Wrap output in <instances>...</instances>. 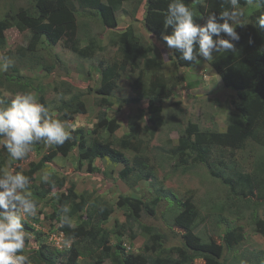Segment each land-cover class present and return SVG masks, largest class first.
<instances>
[{
  "label": "rangeland",
  "instance_id": "374dc122",
  "mask_svg": "<svg viewBox=\"0 0 264 264\" xmlns=\"http://www.w3.org/2000/svg\"><path fill=\"white\" fill-rule=\"evenodd\" d=\"M203 2L198 0L201 5ZM32 4V0H0V21H9V27L4 31V41L0 44V63L5 58L13 62L6 72L0 71V99L10 104L17 93L30 92L39 102L42 94L50 113L57 115V109L64 101L81 95L87 110L85 114H77L74 121H67L71 129H83L89 138L97 134L110 138L118 149V143L125 135L137 134L136 144L141 145V152L124 151L130 165L134 166V171L125 178L120 176L125 168L123 163L98 160L95 166L99 171L92 172L88 171L85 162L81 170L76 171V149L69 156H57L51 165L43 167L34 176L35 183H31L29 189L32 194L35 192L32 185L43 183L48 189V181L55 182L57 175L58 178L66 179L67 186L75 183L78 194L89 196V199L100 195L115 209L109 221L103 225L111 232L115 231L111 236V245H122L129 253L141 252L146 243L152 242L148 231L142 226H153L166 233L167 248L180 245L183 230L174 225L173 218L181 212V204L190 198L200 214L195 231L205 242L212 237L220 241L225 230L241 229L243 241L226 254L230 264H251L257 259H264V237L257 233L254 224L258 218L264 220V133L260 132L254 142H247L238 148L207 147L209 158L207 163L201 165H187L185 168L173 154L190 122L202 130L220 132L226 131L231 122L233 109L228 100L231 91L224 87L210 61L202 60L192 68L176 69L170 58L171 50L164 40L154 38L144 26L146 0H131L122 5L117 11L118 29L104 28L99 20L86 16L91 11H80L81 6L77 3V12L86 15L78 17L76 41L82 48L94 45L96 51L93 58H83L70 51L63 41L56 43V49L53 48L55 44L47 46L45 37L36 40L34 33L22 26L17 18L21 9H27ZM258 8L261 7L257 4L252 7L250 5L246 16L250 18L251 14L255 15ZM125 31L132 41H138L143 50L152 47L151 55L162 61L161 69L169 80L172 97L155 100V105L162 107V112L157 115L150 116L149 101H135L136 95L132 91L131 85L141 72L144 73V84L149 83L152 76L151 72L144 69L143 60L129 66L122 73L117 88L109 96L112 105L102 106L98 103L101 97L94 89L100 84L103 69L112 63H121L123 54L118 45L120 35ZM48 66L54 67V70L49 71L53 73L47 74ZM177 77H185V80L175 84L174 79ZM31 81L40 83V92L33 88ZM89 89H93V93L90 94ZM150 117L153 123L149 122ZM105 118L107 121L116 119L120 124L114 134L103 129L95 132L96 126ZM0 143V174L3 171L23 173L30 169L31 163L39 162L57 146H48L42 142L33 147L25 159L12 161L3 141ZM135 160H139V163L136 164ZM241 174L250 177L253 202L258 205L246 204L245 200L232 197L228 182L231 179L239 180L238 175ZM58 191L59 188L55 187L46 199L38 202L35 216L25 217L24 229L31 232V240L26 242L21 254L28 256L31 264H40L38 249L55 255L57 264L72 262L73 244L65 247L66 238L60 230L62 213L60 210L55 212L53 207L54 196ZM60 191L65 192V188ZM120 195L142 198L154 209L155 214L143 215L141 226L137 223L125 231L120 228L126 222L125 211L116 206ZM221 218L226 223L220 224ZM85 220V210L78 212L71 220L72 226L77 229L76 235H81L88 228L82 225ZM116 221L119 222L118 227ZM93 224L100 226L101 220L95 219ZM132 235L136 237L132 239ZM78 261L92 263L91 259L80 257ZM191 264L205 262L197 259Z\"/></svg>",
  "mask_w": 264,
  "mask_h": 264
},
{
  "label": "trees",
  "instance_id": "16d2710c",
  "mask_svg": "<svg viewBox=\"0 0 264 264\" xmlns=\"http://www.w3.org/2000/svg\"><path fill=\"white\" fill-rule=\"evenodd\" d=\"M32 1V6L21 9L17 18H19L22 26L34 33L36 40L45 37L47 46H54L55 44L53 48L56 49L58 46L56 43L63 41L64 46L70 51L83 58H93L96 51L94 45L89 44L82 48L76 41L78 17L86 15V13L77 12V3L81 6L80 11H91L86 16L96 18L104 28L118 29L117 11L124 3L131 0ZM171 2L172 0H146L144 26L150 35L159 40H163L164 35H170L172 32L171 28L165 29L164 27V19ZM184 2L194 11L196 23L201 25L206 23L210 14L215 13L219 16L221 11L230 10V5L222 4V0H204L203 5L198 3V0H184ZM239 2L243 8L244 17L242 22L236 25V30L241 38L238 42H233L235 43V51L217 53L210 61L211 66L221 77L224 87L231 91L228 100L233 109L232 119L224 132L202 130L192 122L187 125L179 139V145L173 153L181 160L185 168L187 165L196 166L207 163L209 158L206 151L207 147L238 148L247 142H254L260 132L264 133V29L254 26L257 17L264 13V7L258 8L255 15L252 16L251 14L248 18L246 11L248 12L250 5L252 7L256 4H248L246 0H239ZM8 27L9 21H0V44L4 41V31ZM223 38L228 39L227 36ZM250 39L253 41L252 43H249ZM119 42L118 46L123 54V59L120 64L112 63L101 72L100 84L94 89V92L101 97L98 99V103L102 106L112 105L113 102L109 96L117 88L122 73L129 66L143 60L144 69L151 72L152 76L149 83L144 84V73L141 72L131 85L132 91L136 95L135 101L140 102L145 99L149 101L148 113L150 116L157 115L162 112V107L155 105V100L172 97L169 80L161 69L162 61L151 55L152 47L143 50L138 41H132L127 31L121 33ZM170 58L176 69H188L197 65L181 59L180 54L175 50H171ZM46 70L47 74H51L53 72L49 71L54 70V67L48 66ZM183 80L185 77H177L174 79V83ZM31 84L38 92L41 91L39 82L31 81ZM92 90L89 89L90 94ZM39 102L47 107L44 95H40ZM57 110V115H54V118L67 122L74 121L77 114H85L87 109L81 95H76L64 101ZM103 120L96 126L95 132L103 129L114 134L120 127L116 119L107 121L105 118ZM149 122L153 123V118L150 117ZM154 128H157V124L154 125ZM137 137V134L132 133L125 135L119 141L120 149H118L110 138H103L100 134L94 138H89L83 129H75L72 130L71 139L63 145H57L54 151L44 155L39 162L31 163L30 169L24 171L23 174L30 177L32 183H35L34 176L43 167L46 168L51 165L57 156H69L76 149V171L81 170L86 162L88 171L98 172L99 169L95 164L98 160H102L115 164L123 163L125 168L120 172V176L125 178L134 171V166L130 165L124 151L141 152V145L136 144L135 141ZM41 143L35 144L34 147ZM135 163L138 164L139 160H135ZM139 171L142 172L143 169L140 168ZM238 176L239 180L231 179L228 182L232 197L245 200L246 204L258 205L259 203L253 202L252 195L254 193L251 190L250 177H243L242 174ZM54 181H48V189L43 183L32 185L35 190L32 199L38 204L40 200L46 199L51 190L55 187L59 188L54 196L53 207L56 209L55 212L64 206L70 209L67 214L70 217V224H62L60 228L65 238L74 237L72 243L73 257L70 264H86L79 262V257L91 259V264H106V262L109 264H191L197 259L204 260L205 264H230L226 259V254L232 252L243 241V233L241 229H238L237 231L225 230L220 241L212 237L205 242L195 231L200 217L199 211L192 199L188 198L181 204V212L173 218L174 225L183 230L180 235V245L167 248L168 237L166 233L155 229L153 226H142L148 231L149 239L152 242L146 243L141 252L129 253L122 245H111V236L115 231L111 232L110 229L103 226L114 213L113 206L108 204L100 195L89 199L87 198L89 196L78 194L75 183L67 186L65 178H58L56 175ZM105 186L110 187L109 184H105ZM62 188H65V192L60 191ZM156 202L158 201L156 200ZM116 206L125 211L126 222L120 227L125 231L128 230V227L133 228L137 223L141 226L143 215L155 214L154 209L142 198L134 196L120 195ZM83 210L86 211L87 220L83 221L82 225L88 228L81 235H76L77 229L72 226L71 220ZM95 219L101 220L100 226L93 224ZM115 223L118 227L119 222L116 221ZM219 223L224 224L226 222L221 218ZM254 224L257 233L264 237V220L258 218ZM26 233L27 242L31 240V232L27 231ZM119 234L122 233L119 232ZM135 237L132 235V239ZM37 255L40 264H57L56 256L45 253L42 249L37 250ZM251 264H264V259H257Z\"/></svg>",
  "mask_w": 264,
  "mask_h": 264
},
{
  "label": "clouds",
  "instance_id": "9594fccd",
  "mask_svg": "<svg viewBox=\"0 0 264 264\" xmlns=\"http://www.w3.org/2000/svg\"><path fill=\"white\" fill-rule=\"evenodd\" d=\"M246 2L264 7V0ZM222 4L230 5V10L221 11L219 16L210 14L201 25L196 23L194 11L184 0H172L164 19L165 29H172L170 35L163 36L167 48L193 64L211 61L215 53L235 51L233 42L241 38L236 25L242 22L244 11L239 0H222ZM254 26L264 29V13L257 17ZM252 42L250 39L249 43ZM12 63L5 58L0 63V71L6 72ZM72 130L68 122L54 118V114L30 92L17 93L10 104L0 99V140L12 161L25 159L39 142L48 146L63 145L71 139ZM31 183V178L22 172L3 171L0 174V264H31L28 256L20 254L27 238L25 217L37 214V204L29 190ZM60 211L61 224H70L67 215L70 209L64 206ZM73 239L66 238L65 247H71Z\"/></svg>",
  "mask_w": 264,
  "mask_h": 264
}]
</instances>
